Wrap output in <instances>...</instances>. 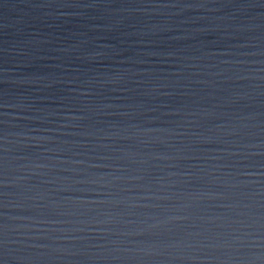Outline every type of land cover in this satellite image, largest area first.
Listing matches in <instances>:
<instances>
[{
	"label": "water",
	"instance_id": "95a60500",
	"mask_svg": "<svg viewBox=\"0 0 264 264\" xmlns=\"http://www.w3.org/2000/svg\"><path fill=\"white\" fill-rule=\"evenodd\" d=\"M11 264H264V0H0Z\"/></svg>",
	"mask_w": 264,
	"mask_h": 264
},
{
	"label": "clouds",
	"instance_id": "9594fccd",
	"mask_svg": "<svg viewBox=\"0 0 264 264\" xmlns=\"http://www.w3.org/2000/svg\"><path fill=\"white\" fill-rule=\"evenodd\" d=\"M22 259L20 257H10L9 251L5 248L0 251V264H11V260Z\"/></svg>",
	"mask_w": 264,
	"mask_h": 264
}]
</instances>
